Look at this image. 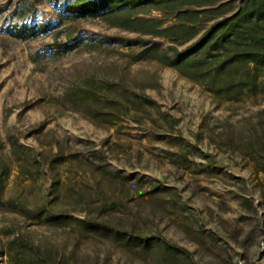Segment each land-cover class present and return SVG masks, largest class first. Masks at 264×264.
Wrapping results in <instances>:
<instances>
[{
  "label": "rangeland",
  "instance_id": "rangeland-1",
  "mask_svg": "<svg viewBox=\"0 0 264 264\" xmlns=\"http://www.w3.org/2000/svg\"><path fill=\"white\" fill-rule=\"evenodd\" d=\"M67 1L0 0V264L20 239L70 264H156L166 242L184 249L172 264H264V95L221 98L135 59L148 44L113 37L137 31ZM15 23L47 30L21 38Z\"/></svg>",
  "mask_w": 264,
  "mask_h": 264
},
{
  "label": "trees",
  "instance_id": "trees-1",
  "mask_svg": "<svg viewBox=\"0 0 264 264\" xmlns=\"http://www.w3.org/2000/svg\"><path fill=\"white\" fill-rule=\"evenodd\" d=\"M231 0H68L65 7L74 17L95 14L108 24L137 31L140 36L121 38L124 43L148 44L134 56L135 59L152 58L176 69L181 75L206 86L221 98L240 99L244 94L264 95V0H241L232 7ZM149 3L156 9L167 10L175 18L165 24L161 18L145 17L136 13L137 6ZM227 7L224 8V7ZM34 9L32 2L15 11L21 17ZM2 11V9H0ZM212 20L207 26L202 24ZM13 32L21 38H33L47 30L46 23L18 25ZM150 35L142 37L141 35ZM166 38V47L153 41V37ZM81 39L54 41L57 51L78 46ZM188 42V43H187ZM179 47L180 44H185ZM94 80V79H93ZM92 80V82H93ZM96 84L101 81H94ZM85 92H93L85 88ZM100 102L104 97H97ZM151 100V99H148ZM100 103L88 101L93 113L100 112ZM115 205V204H112ZM12 264H70L67 257L56 260L48 250L27 244L20 239ZM183 248L166 242L159 251L156 264H172L170 251ZM186 252V251H185ZM187 253V252H186ZM188 254V253H187Z\"/></svg>",
  "mask_w": 264,
  "mask_h": 264
}]
</instances>
